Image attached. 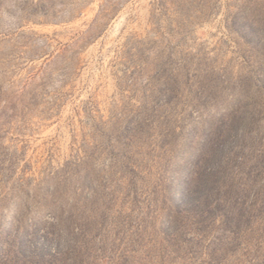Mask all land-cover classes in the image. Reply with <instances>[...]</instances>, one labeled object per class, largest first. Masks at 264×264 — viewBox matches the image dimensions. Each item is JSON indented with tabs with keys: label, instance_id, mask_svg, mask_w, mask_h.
Returning <instances> with one entry per match:
<instances>
[{
	"label": "rangeland",
	"instance_id": "374dc122",
	"mask_svg": "<svg viewBox=\"0 0 264 264\" xmlns=\"http://www.w3.org/2000/svg\"><path fill=\"white\" fill-rule=\"evenodd\" d=\"M0 264H264V0H0Z\"/></svg>",
	"mask_w": 264,
	"mask_h": 264
}]
</instances>
